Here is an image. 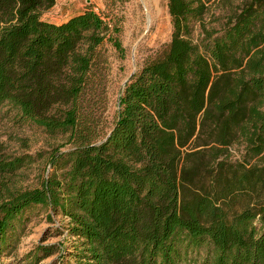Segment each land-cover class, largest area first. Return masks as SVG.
<instances>
[{
    "label": "trees",
    "instance_id": "16d2710c",
    "mask_svg": "<svg viewBox=\"0 0 264 264\" xmlns=\"http://www.w3.org/2000/svg\"><path fill=\"white\" fill-rule=\"evenodd\" d=\"M56 1L0 0V113L72 145L0 156V264L37 210L68 220L71 250L41 244L24 264H264V0L197 41L208 0H168L172 40L126 84L101 142L85 102L103 81L102 48L125 56L121 29L91 8L43 20ZM235 143L242 159L219 160ZM210 145L206 182L190 150ZM44 158L35 187L14 183Z\"/></svg>",
    "mask_w": 264,
    "mask_h": 264
},
{
    "label": "rangeland",
    "instance_id": "374dc122",
    "mask_svg": "<svg viewBox=\"0 0 264 264\" xmlns=\"http://www.w3.org/2000/svg\"><path fill=\"white\" fill-rule=\"evenodd\" d=\"M251 0H208L203 20L196 22L193 38H203L206 32L220 35L240 9ZM91 8L103 16L112 25L121 29L119 38L125 50L122 57L111 45L102 48L105 58L104 77L95 98L89 97L85 105L92 110L101 142L114 128L120 113V98L126 84L133 74L138 73L146 62L161 55L172 40L173 25L169 13L168 0H57L56 4L42 14V19L61 24L71 17ZM67 138H53L43 129L29 123H19L14 112L5 108L0 113V156H21L48 153L56 148L62 151L71 149ZM212 145L191 147L190 153L204 158L203 169L199 172L208 182L207 166L211 164ZM244 146L235 143L230 146L219 160L228 158L235 163L242 159ZM209 161V163H208ZM45 158L32 166L19 171L13 178L22 189L38 184L46 168ZM68 220L61 215H53V221L47 219V212L37 210L31 215L25 233L14 251L4 254L1 260L5 264H24L26 256L38 245L62 244L71 250V239L66 227ZM59 255L51 256L39 264H61Z\"/></svg>",
    "mask_w": 264,
    "mask_h": 264
},
{
    "label": "water",
    "instance_id": "95a60500",
    "mask_svg": "<svg viewBox=\"0 0 264 264\" xmlns=\"http://www.w3.org/2000/svg\"><path fill=\"white\" fill-rule=\"evenodd\" d=\"M133 76V75H132Z\"/></svg>",
    "mask_w": 264,
    "mask_h": 264
}]
</instances>
